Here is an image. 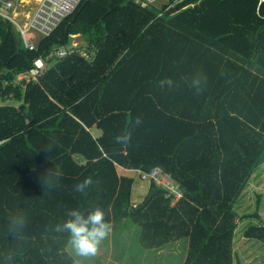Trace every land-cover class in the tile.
Returning a JSON list of instances; mask_svg holds the SVG:
<instances>
[{
	"label": "trees",
	"instance_id": "trees-1",
	"mask_svg": "<svg viewBox=\"0 0 264 264\" xmlns=\"http://www.w3.org/2000/svg\"><path fill=\"white\" fill-rule=\"evenodd\" d=\"M77 34L88 58L14 86ZM13 92L20 107L0 106V264H77L57 228L96 207L111 229L137 224L146 249L188 239L184 264H234L239 221L260 218L234 204L264 163V0H83L19 53L0 16V96ZM118 165L159 168L182 197L153 182L134 205L135 179ZM245 237L264 243V224Z\"/></svg>",
	"mask_w": 264,
	"mask_h": 264
},
{
	"label": "rangeland",
	"instance_id": "rangeland-1",
	"mask_svg": "<svg viewBox=\"0 0 264 264\" xmlns=\"http://www.w3.org/2000/svg\"><path fill=\"white\" fill-rule=\"evenodd\" d=\"M166 3L167 0H162L156 3L155 7L161 9ZM19 10L22 15L30 14V8L26 6L24 0H21ZM33 36L35 33L31 32L29 38L33 39ZM128 174L136 178L132 193V203L135 205L143 200H138V187L144 186L142 192L144 194L149 190L150 182L142 181L138 171H128ZM162 187L169 191V195H173L174 203L182 197V190L172 179L170 183ZM234 209L241 216L256 213L260 215V218L248 217L239 221L234 239V264H264V243L245 237V231L249 226L264 224V163L252 174L236 200ZM140 235L141 228L135 223L132 225L129 219H125L116 229H111L107 237L101 241L94 256H76L71 244L68 245L67 251L77 264H184L189 252L188 239H183L182 243L174 242L157 249L147 250L139 238Z\"/></svg>",
	"mask_w": 264,
	"mask_h": 264
},
{
	"label": "built area",
	"instance_id": "built-area-1",
	"mask_svg": "<svg viewBox=\"0 0 264 264\" xmlns=\"http://www.w3.org/2000/svg\"><path fill=\"white\" fill-rule=\"evenodd\" d=\"M145 4L155 5L162 0H140ZM181 1V0H179ZM83 2V0H39L38 4L30 14L21 15V0H0V16L11 21L21 33V42L30 50L36 48V44L29 39L31 32L49 36L60 23L71 15ZM21 17V19H20ZM23 18L25 19L23 21ZM78 43L70 44L66 47L54 48L52 55L64 58L73 54L77 49ZM49 58H38L34 61V67L27 73L19 75V79L37 80L43 75L46 69V61ZM141 179L154 182L159 186H165L171 181L170 175L163 170L156 168L150 173H141ZM174 182V181H173Z\"/></svg>",
	"mask_w": 264,
	"mask_h": 264
},
{
	"label": "clouds",
	"instance_id": "clouds-1",
	"mask_svg": "<svg viewBox=\"0 0 264 264\" xmlns=\"http://www.w3.org/2000/svg\"><path fill=\"white\" fill-rule=\"evenodd\" d=\"M168 84L172 82L167 81ZM127 142L128 137L122 138ZM93 184L91 178H85L82 182L75 185V191L85 193ZM68 218L58 226V231L67 232L70 238L71 247L78 257L94 256L98 246L111 231V224L105 219L103 209L96 207L87 214L79 210H70Z\"/></svg>",
	"mask_w": 264,
	"mask_h": 264
},
{
	"label": "crops",
	"instance_id": "crops-1",
	"mask_svg": "<svg viewBox=\"0 0 264 264\" xmlns=\"http://www.w3.org/2000/svg\"><path fill=\"white\" fill-rule=\"evenodd\" d=\"M25 2H26V6H28L29 8H30V11L29 12H32L33 10H34V8L36 7V5L38 4V2H39V0H34V2H33V0H24ZM22 15V14H21ZM20 19H21V17H20ZM25 19L23 18V21H24ZM35 33V36H33V39H30V41H32V42H34L36 45H38V43H39V41L41 40V38H43V36L42 35H40V34H38V33H36V32H34ZM80 38H82V40H80ZM73 43H78V46H77V49H76V51L73 53V54H75V53H79V54H81L83 57H89L88 56V54L86 53V46H84L85 45V41L83 40V37L80 35V34H77V35H73V40H72V42L70 43V44H73ZM69 44V45H70ZM69 45H67V46H69ZM56 48H58V47H56ZM73 54H71V55H73ZM70 56V55H69ZM49 60L48 61H46V69H45V71L43 72V75L40 77V78H38L37 80H26V79H19V75L20 74H22V73H27V72H29V71H25V72H21V73H19V74H17V76L15 77V79L13 80V83H14V86H16V85H20L21 84V88L23 89V91H25L26 90V87H27V85H28V83H30V82H38V81H40V79L49 71V70H51L53 67H54V65L59 61V59H61V58H58V57H55V56H53L52 55V53L49 55ZM38 59V58H37ZM47 60V59H46ZM5 83H7V82H5ZM22 102H23V100L21 99V100H18V99H16V96H15V94H14V92L13 93H11L10 95H5L4 97L3 96H0V106H16V107H20V105L22 104ZM92 130V132H93V134H94V136H100L101 135V131L100 130H97V129H91ZM118 167V172H119V174L120 175H126V176H129V177H133V176H131V175H129L128 174V171H138V173H139V177H140V179H141V173H142V171L141 170H130V169H126V168H123V167H121V166H117ZM134 178V177H133ZM135 179V182H136V178H134ZM142 180V179H141ZM173 180V179H172ZM142 181H147V180H142ZM174 181V180H173ZM150 182V181H149ZM153 182H150V186H151V184H152ZM175 183V182H174ZM135 184V183H134ZM156 184V183H155ZM157 185V184H156ZM159 186V185H158ZM159 187H162V186H159ZM163 188V187H162ZM144 189V186L143 185H140L139 187H138V192H139V201L141 200V199H143L144 200V198H145V196L147 195V193L149 192V190H147V191H145V193L144 194H142V192L144 191L143 190ZM149 189H150V187H149ZM132 193H133V189H132ZM143 195H144V197H143ZM142 196V197H141ZM142 200V201H143ZM139 203H141V201L139 202ZM139 203H137V204H139ZM137 204H135V205H137ZM177 242H184V241H177ZM186 242V241H185ZM188 242V241H187ZM174 243V242H173ZM171 244V243H170ZM146 249V248H145ZM147 250H149V249H147ZM150 250H152V249H150Z\"/></svg>",
	"mask_w": 264,
	"mask_h": 264
},
{
	"label": "water",
	"instance_id": "water-1",
	"mask_svg": "<svg viewBox=\"0 0 264 264\" xmlns=\"http://www.w3.org/2000/svg\"><path fill=\"white\" fill-rule=\"evenodd\" d=\"M14 33H15L16 42H17V53H19L20 46H21V33L16 26H14Z\"/></svg>",
	"mask_w": 264,
	"mask_h": 264
}]
</instances>
